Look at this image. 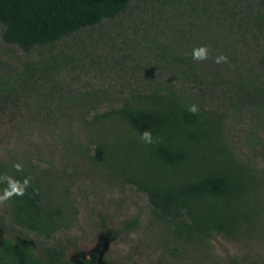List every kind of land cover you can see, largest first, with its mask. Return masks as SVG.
<instances>
[{"label": "trees", "instance_id": "1", "mask_svg": "<svg viewBox=\"0 0 264 264\" xmlns=\"http://www.w3.org/2000/svg\"><path fill=\"white\" fill-rule=\"evenodd\" d=\"M135 1L0 0L2 40L25 54L53 50L65 38L127 13ZM176 1L180 5L183 0ZM184 1L186 6H171L170 14L198 13L199 0ZM215 11V24L208 23L202 35L190 31L196 46L215 44L207 47L212 68L188 61V55L179 58L181 66L191 67L190 76L187 70L177 77L170 74V84L162 85L158 94L154 88L135 91L120 107L95 113L87 122L95 136L78 145L81 159L100 168L101 180L110 187L129 185L146 196L151 219L164 235V252L174 251L176 257L200 253L218 235L242 241L264 227V43L259 42H264V0H228ZM220 55L227 61L217 64ZM60 65L52 56L27 68L30 76L12 70L3 77L8 83L0 85V101L21 96L28 83L38 93L37 82L29 77L37 74L42 83L56 80ZM193 104L195 112L189 111ZM108 122L123 126L119 134L117 127L102 126ZM240 126L248 154L230 139L231 127ZM144 130L153 143L141 140ZM38 165L0 160V195L23 188V195L0 201L8 215L5 225L21 235L0 234V264H102L81 257L76 263L68 257L70 247L76 246L68 233L79 217L75 184L60 171V186L52 181L45 186L43 177L54 172ZM137 224L126 220L119 231L127 234Z\"/></svg>", "mask_w": 264, "mask_h": 264}, {"label": "rangeland", "instance_id": "2", "mask_svg": "<svg viewBox=\"0 0 264 264\" xmlns=\"http://www.w3.org/2000/svg\"><path fill=\"white\" fill-rule=\"evenodd\" d=\"M172 1L176 0L135 1L127 13L65 38L53 50L42 48L31 54L4 43L0 30V85L8 83H3V77L15 73L12 70L30 76L27 68L33 69V64L44 57L57 56L61 62L56 80L47 78L42 83L35 73L29 77L30 82H37L38 93L28 83L27 91L21 96L0 101V160L6 163L14 159L29 160L41 168L49 167L54 173L43 177L45 186L52 181L59 187L60 171L67 182L75 184L79 217L68 233L71 239L76 238V246L70 247L68 257L76 263L77 257L88 256L91 257L88 261L96 259L102 264H234V261L262 264L264 261L262 226L250 239L242 241L234 242L218 235L200 253H183L179 257L174 256V251L165 253L161 242L164 235L151 219L146 196L129 185L110 187L101 180L100 168L81 159L78 145L83 147L95 136V129L87 125L95 113L120 107L122 100L135 91L154 88L158 94L162 85L170 84L169 77H177L184 70L191 75L189 64L179 63V58L186 55L191 60L193 49L198 48L190 31L202 35L208 23L215 24V7L228 0H199L198 13L186 11L181 17L170 14V9L186 6V2L183 0L179 5V1ZM259 42L264 43L262 39ZM214 45L207 41L205 47ZM194 61L201 68L213 66L208 59ZM98 106V111L90 112ZM102 126L117 127L118 134L123 127L115 122ZM243 129L231 127L230 139L248 154L242 139ZM133 219L138 221L136 228L127 234L119 231L124 221ZM4 222H8V215L0 205V234L21 236ZM29 238L32 240L34 235L30 234Z\"/></svg>", "mask_w": 264, "mask_h": 264}, {"label": "clouds", "instance_id": "3", "mask_svg": "<svg viewBox=\"0 0 264 264\" xmlns=\"http://www.w3.org/2000/svg\"><path fill=\"white\" fill-rule=\"evenodd\" d=\"M208 58V52H207V48L205 46H200L198 48H194L192 51V59L193 60H206ZM227 61V57L224 55H220L218 57L215 58V62L217 64L221 63V62H226ZM197 110L196 105H191L189 108V111L191 112H195ZM140 137L141 140L145 143V144H150L153 143L152 140V135L148 130H144L143 132L140 133ZM25 185L27 184V180L24 181ZM12 195H23V188H17V187H12L11 190H5L3 195H0V201L2 200H6L9 197H11ZM91 257L88 256L86 257L85 260H90Z\"/></svg>", "mask_w": 264, "mask_h": 264}]
</instances>
